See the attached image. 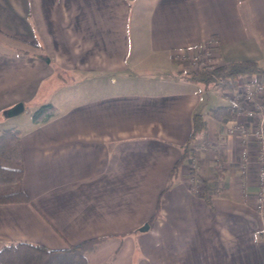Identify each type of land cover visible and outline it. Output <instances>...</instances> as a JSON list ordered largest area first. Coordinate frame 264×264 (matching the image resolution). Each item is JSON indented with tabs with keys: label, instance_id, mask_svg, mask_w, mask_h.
<instances>
[{
	"label": "crops",
	"instance_id": "0c3cea01",
	"mask_svg": "<svg viewBox=\"0 0 264 264\" xmlns=\"http://www.w3.org/2000/svg\"><path fill=\"white\" fill-rule=\"evenodd\" d=\"M205 44L264 64V0H0V133L20 130L30 199L0 203V250L107 237L88 264H264L256 141L224 132L237 120L213 128L210 92L184 74ZM21 102L28 117L8 119ZM196 111L210 145L173 177Z\"/></svg>",
	"mask_w": 264,
	"mask_h": 264
},
{
	"label": "trees",
	"instance_id": "16d2710c",
	"mask_svg": "<svg viewBox=\"0 0 264 264\" xmlns=\"http://www.w3.org/2000/svg\"><path fill=\"white\" fill-rule=\"evenodd\" d=\"M185 64L189 67L191 62L188 61ZM208 68L189 67L184 74L190 79L202 83L206 90L215 87L225 93L226 96L229 94L237 95L241 82L246 78L263 76L264 74V64L255 59L229 61ZM55 110V105L51 102L42 104L32 112L33 120L36 122L46 121L54 116ZM210 115L216 121H235L240 115V107L232 102L221 104L211 108ZM209 128L207 116L202 111H196L193 114L190 142L183 148L180 158L174 165L173 177L178 175L179 168L188 158L196 157L197 145L192 143L199 138H202L203 142L207 141ZM191 173H195L194 167L191 168ZM23 177L20 130L15 127L6 128L0 133V203L27 202L30 200L23 190ZM211 189L213 191L218 189L217 181L212 187L205 185V197L208 202H211ZM106 238L89 239L62 249H52L30 241H13L0 250V264H88V253Z\"/></svg>",
	"mask_w": 264,
	"mask_h": 264
},
{
	"label": "built area",
	"instance_id": "2783aa9c",
	"mask_svg": "<svg viewBox=\"0 0 264 264\" xmlns=\"http://www.w3.org/2000/svg\"><path fill=\"white\" fill-rule=\"evenodd\" d=\"M208 53L211 55V52ZM206 55L204 52L203 56L206 57ZM202 60V57L201 59L194 57L195 65H203L200 64ZM262 77L259 75L249 77L241 82L239 93L232 96V103L240 107V115L234 125L227 126L224 129V132L227 133L239 132L247 137L252 136L256 141L257 149L255 154L258 156L259 162L257 168L259 189L257 191L256 207L259 210L264 209V78ZM253 153L250 146H244L241 154L244 164H248L251 161ZM197 165L194 162L192 167Z\"/></svg>",
	"mask_w": 264,
	"mask_h": 264
},
{
	"label": "rangeland",
	"instance_id": "374dc122",
	"mask_svg": "<svg viewBox=\"0 0 264 264\" xmlns=\"http://www.w3.org/2000/svg\"><path fill=\"white\" fill-rule=\"evenodd\" d=\"M205 52V54H207L206 55V57H204L203 56V53ZM208 52H211V55H209V53ZM194 57H197L198 59H201V57L203 58V60H202V62H200V64H203V65H200V66H197V65H195V63H194ZM217 57H218V54H217V49L216 48H214V47H212V45L211 44H205L203 47H202V49H201V51L200 52H198V53H196L194 56H193V58H191L190 60H186L185 61V63H187L188 61H190L191 62V64H190V68H197V69H201V68H205L206 67V69H209L208 67H212V66H218V65H220V64H223V62H221V61H218V59H217ZM206 61V62H205ZM218 62V63H217ZM262 62H264V61H262ZM184 63V65H185V69L184 70H187L189 67L188 66H186V64ZM209 65H212V66H209ZM198 67H200V68H198ZM262 78H264V74H263V77ZM210 93H206V95H204L206 98L208 97V98H210V101L209 102H207V103H205V106L207 107L205 110H204V112L206 113V111L207 110H209V111H211V108H214V107H216V106H218V105H221V104H227V102H231L232 101V99H233V94L232 95H230L229 94V96L227 95H225V93H222V91H220V90H218V89H216L215 87H213L211 90H208ZM72 95V90L71 89H69V90H64L63 92H61V93H59L56 97H54L53 99H54V102H55V100L57 101V102H59L61 99H65L66 97L68 98L69 96H71ZM83 96H87V95H83ZM217 97V98H216ZM222 97H224V98H222ZM56 98V99H55ZM54 104V103H53ZM206 115H207V113H206ZM17 117H21V118H27L28 117V112L27 111H25V112H23V113H21V114H18V115H16V116H12L11 118H8V119H16ZM31 117L33 118V116H32V114H31ZM10 121V120H9ZM209 123H210V125L214 128L215 126H216V124H215V121H214V119L211 117V118H209ZM6 126H8V125H6ZM192 144H196V141L194 142V143H192ZM198 144V148L196 149V157L197 156H200V153H201V151H202V149L200 148V146L202 147V145L204 146V145H210V141L209 140H207V141H205V142H198L197 143ZM196 144V145H197ZM188 160L189 159H187V161H185V163H188ZM191 166H192V164H191ZM185 167H186V165H185ZM256 200H257V197H256ZM257 202V201H256Z\"/></svg>",
	"mask_w": 264,
	"mask_h": 264
},
{
	"label": "water",
	"instance_id": "95a60500",
	"mask_svg": "<svg viewBox=\"0 0 264 264\" xmlns=\"http://www.w3.org/2000/svg\"><path fill=\"white\" fill-rule=\"evenodd\" d=\"M24 110V103H18L14 107H12L8 112L10 115H16L19 114ZM149 227V223H146L141 229L145 230Z\"/></svg>",
	"mask_w": 264,
	"mask_h": 264
}]
</instances>
